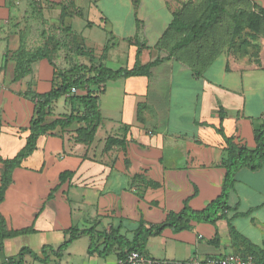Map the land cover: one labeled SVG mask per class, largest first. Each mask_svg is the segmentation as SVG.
<instances>
[{
	"label": "crops",
	"instance_id": "1",
	"mask_svg": "<svg viewBox=\"0 0 264 264\" xmlns=\"http://www.w3.org/2000/svg\"><path fill=\"white\" fill-rule=\"evenodd\" d=\"M10 1L0 2V22L4 25L11 22L12 27L17 19L13 5L21 2L34 9L53 4L57 22L61 20L64 0ZM145 1L127 0L136 16L128 18V33L124 29L117 33L106 29L109 19L101 14L89 20L75 0L83 16L73 14L66 21L72 37L83 42L91 54V61L80 60L82 63L130 69L137 59L135 40L145 46L139 56L141 65L155 60L160 63L149 76L109 81L102 87V121L91 144L77 140L75 126L57 130L41 137L36 151L14 170L0 214L10 229L32 227L36 233L5 240L0 264H6L22 248L41 257L44 246L57 250L72 227L103 233L119 230L131 238L140 224L159 225L168 214L180 213L186 202L200 211L221 194L225 178L227 144L217 129L222 127L236 144L256 148L254 130L264 120V39L254 62L219 48L205 63L206 56L200 57L198 48L194 52L198 44L174 49L184 36L169 30L175 2L149 0L168 13L166 18H152L143 16ZM253 1L264 9V0ZM74 17L85 20L86 30L106 31L105 43L86 36L85 30L76 31L71 24ZM14 39L11 36L7 49L0 52V157L4 160L16 156L26 144L35 111L33 94L46 93L56 84L54 67L46 58L33 63L30 74L15 80L16 63L11 56L18 45ZM110 63L119 67H109ZM24 103L29 109L25 116L21 109ZM57 107L64 113L56 115ZM72 107L65 98L60 99L52 118L69 114ZM4 169L0 161V183ZM64 173L70 176L61 182ZM229 206L226 216L235 230L264 248V172L239 171ZM89 244V237L82 236L62 258L47 252L48 263L26 256L24 264H116L117 252L106 258L89 256ZM239 248L226 220L215 226L192 222L181 232L167 228L147 242L150 257L175 263L223 257Z\"/></svg>",
	"mask_w": 264,
	"mask_h": 264
},
{
	"label": "trees",
	"instance_id": "2",
	"mask_svg": "<svg viewBox=\"0 0 264 264\" xmlns=\"http://www.w3.org/2000/svg\"><path fill=\"white\" fill-rule=\"evenodd\" d=\"M203 1V4L207 3V13L204 18H187L188 16L185 13H177L178 15L174 13V19L170 23L169 30L184 33V36L176 43L174 49L187 48L198 44L194 52L198 48L200 57L204 58L206 56L205 63L208 61V57H211L213 54L216 55L214 53L216 49H224L222 45L223 40H220L215 30L222 23V14L225 7L229 6L230 3L235 6H242L237 9L240 13L233 15L230 23L228 19L230 25L234 23L233 37L236 38L245 30H249V33L254 35V37H259L260 35L264 37V9L260 8L253 0ZM63 6L61 18H66L73 14L80 17L83 16L82 11L76 7L75 0H64ZM229 26L228 29L231 31ZM169 30L166 33V37L167 35L169 36ZM224 40L227 41V37ZM228 41L232 45L231 39ZM135 44L137 46V59L134 66L130 69L121 68L113 70L103 65H75L72 68L61 70L53 64L54 59L46 54L38 56V59L34 60L30 66H26L20 61V58H18V61L13 59L16 63L15 80H20L30 74L31 66L36 61L45 58L48 59L54 67L56 84L46 93L33 94L32 99L35 102V111L29 124V135L26 139L25 146L11 159L4 160L0 157V161L5 167L0 183V205L4 202L6 192L13 182L14 170L22 167L24 161L36 151L38 140L41 137L54 134L57 130L63 131L75 126L77 140L81 143L91 144L95 139L102 121L99 109L100 95L103 93L102 87L109 81L150 75L152 68L160 63V60L141 65L139 56L145 46L139 45L137 40H135ZM78 49H80V46L76 47L77 51ZM20 51L22 52H19L18 56L29 53L22 49ZM203 62L201 60L204 66ZM200 69H202L201 66ZM73 89L77 91L76 94L72 93ZM78 92L84 93L79 94ZM62 98H65L72 104V110L69 114L52 118L54 105ZM217 132L224 137L227 144V157L223 162L226 173L221 194L210 202L206 208L195 211L186 202L180 213L168 214L166 220L159 225L147 227L143 223L140 224L131 238L122 235L119 230L103 233L96 231L95 228L81 230L78 227H72L66 231L67 238L57 250L49 246H44L42 249L43 257H41L29 248H22L19 254L14 258H9L6 264H24L26 256H30L35 261L48 263L50 256L47 252L58 258H62L64 252L82 236L89 237V256L96 255L100 258H106L113 252H117L118 260L123 259L131 252L149 256L147 251L148 239L162 234L165 229L171 228L176 232H181L188 229L192 222L209 223L215 226L220 220H226L228 222L234 239L239 242L240 248L235 254L244 258H252L253 264H264V248L256 247L247 238L239 234L232 226L231 220L226 216L230 209L229 196L234 190L239 171L248 169L253 172H264V120L254 130L256 148L252 150L236 144L232 139L226 137L222 127L218 128ZM68 176H70V173L62 174L61 182ZM53 196L54 192L50 194L49 199ZM34 233L36 231L32 227L19 230L10 229L5 217L0 214L1 249L3 242L7 239ZM214 240L215 242L219 241L218 234H216Z\"/></svg>",
	"mask_w": 264,
	"mask_h": 264
},
{
	"label": "rangeland",
	"instance_id": "3",
	"mask_svg": "<svg viewBox=\"0 0 264 264\" xmlns=\"http://www.w3.org/2000/svg\"><path fill=\"white\" fill-rule=\"evenodd\" d=\"M0 2L11 3L10 0H0ZM147 7L144 11L143 16H148L152 18H162L168 17L167 11L161 8L160 4H156V1H145ZM175 2L176 7H174V13H185L187 18H204L207 13V3L203 4V0H172ZM40 6L42 3H39ZM78 5L84 7L87 12V18L89 20H95L100 17L108 18L107 30H115L117 33H121L124 29L125 33H128L129 26L131 22L128 18H135L136 14L132 10V6L127 2V0H78ZM11 7L17 9V16L15 21L12 23L4 25L0 22V52L5 51L7 48L6 41L12 39L17 40L18 49L14 51L11 56L12 59L22 61L26 66L38 59V56L46 54L47 56L54 59L57 64L56 67L61 70L72 68L75 65H85L83 62L91 61V54L89 49L81 43L79 39H74L71 33V27L66 21V18H61L59 22L58 12L54 11L56 9L53 4L48 5V7H39L34 9L32 6L26 5L24 2L20 4H14ZM52 6V7H51ZM241 5L235 6L230 3L226 6L222 14L223 21L216 27L215 33L220 37L222 45L225 48H229L230 53H234L240 59L250 58L252 62L257 60L260 49L263 45V36L254 37L249 33V30H245L236 38L233 37L234 23L230 25V19L233 15H237L240 11H237ZM64 7V6H63ZM13 13V12H12ZM178 15V14H177ZM174 16V14H173ZM13 18V17H8ZM94 18V19H93ZM229 19V23H228ZM71 24L76 31L83 32L88 37H92L98 42H104L107 32L100 28H95L91 30L88 28L86 30V22L81 18H75L71 20ZM230 26H229V25ZM231 28V31L230 29ZM10 27V29H9ZM6 30H8V36H6ZM14 31V33H12ZM4 33V34H2ZM13 34V35H12ZM230 34V36H228ZM227 39L232 41V45ZM232 37V38H230ZM91 38V39H92ZM76 42V43H75ZM105 43V42H104ZM16 45V46H17ZM76 46H80V49L75 50ZM124 45H121L123 48ZM20 49L27 51L29 53L22 54L18 56ZM223 49V50H224ZM81 50V52H79ZM2 53V52H1ZM12 53V51H8ZM83 53V54H81ZM2 65V60L0 58V66ZM59 66V67H58ZM87 66V65H86ZM109 67H119L114 64H109ZM25 103L21 106L23 115H28L29 109H26ZM55 114L59 115L64 112L62 108L57 107Z\"/></svg>",
	"mask_w": 264,
	"mask_h": 264
},
{
	"label": "built area",
	"instance_id": "4",
	"mask_svg": "<svg viewBox=\"0 0 264 264\" xmlns=\"http://www.w3.org/2000/svg\"><path fill=\"white\" fill-rule=\"evenodd\" d=\"M76 94L75 89L72 90ZM116 264H253L252 258H244L237 254H228L223 257H207L204 259L190 258L185 262L175 263L168 260H158L144 254L131 252Z\"/></svg>",
	"mask_w": 264,
	"mask_h": 264
}]
</instances>
